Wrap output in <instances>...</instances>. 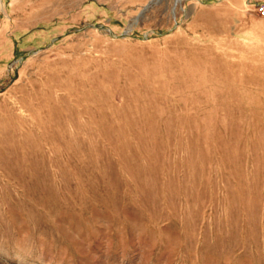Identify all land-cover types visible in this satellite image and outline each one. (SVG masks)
Returning <instances> with one entry per match:
<instances>
[{
    "label": "rangeland",
    "instance_id": "374dc122",
    "mask_svg": "<svg viewBox=\"0 0 264 264\" xmlns=\"http://www.w3.org/2000/svg\"><path fill=\"white\" fill-rule=\"evenodd\" d=\"M264 0H0V264H264Z\"/></svg>",
    "mask_w": 264,
    "mask_h": 264
},
{
    "label": "built area",
    "instance_id": "2783aa9c",
    "mask_svg": "<svg viewBox=\"0 0 264 264\" xmlns=\"http://www.w3.org/2000/svg\"><path fill=\"white\" fill-rule=\"evenodd\" d=\"M255 9L261 14L264 15V3H256Z\"/></svg>",
    "mask_w": 264,
    "mask_h": 264
},
{
    "label": "water",
    "instance_id": "95a60500",
    "mask_svg": "<svg viewBox=\"0 0 264 264\" xmlns=\"http://www.w3.org/2000/svg\"><path fill=\"white\" fill-rule=\"evenodd\" d=\"M176 2L179 1V0H175Z\"/></svg>",
    "mask_w": 264,
    "mask_h": 264
}]
</instances>
